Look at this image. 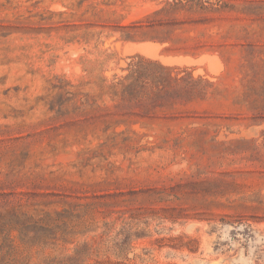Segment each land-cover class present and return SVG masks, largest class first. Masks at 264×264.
<instances>
[{
  "label": "rangeland",
  "instance_id": "1",
  "mask_svg": "<svg viewBox=\"0 0 264 264\" xmlns=\"http://www.w3.org/2000/svg\"><path fill=\"white\" fill-rule=\"evenodd\" d=\"M0 264H264V0H0Z\"/></svg>",
  "mask_w": 264,
  "mask_h": 264
},
{
  "label": "bare ground",
  "instance_id": "2",
  "mask_svg": "<svg viewBox=\"0 0 264 264\" xmlns=\"http://www.w3.org/2000/svg\"><path fill=\"white\" fill-rule=\"evenodd\" d=\"M142 43H145V42H142ZM129 44V43H128ZM139 44V43H138ZM145 44H147V43H145ZM129 45H131V43L129 44ZM134 45L136 46L137 44H133L132 43V46L134 47ZM148 45V44H147ZM147 45H145V47L147 46ZM132 46H129L130 47V49H129V47H127V46H125V50H126V47L129 49V50H131L132 49ZM138 46V45H137ZM139 46H140V44H139ZM141 46H143L144 47V45L142 44ZM150 46V45H149ZM143 47H142V49H143ZM148 47V46H147ZM150 48H151V46H150ZM146 49V48H145ZM145 49H143V50H145ZM150 50V49H149ZM153 50V49H152ZM140 51V50H139ZM142 51V50H141ZM151 51V50H150ZM147 53V52H146ZM149 55H151V54H149ZM169 58V57H168ZM172 59V58H171Z\"/></svg>",
  "mask_w": 264,
  "mask_h": 264
}]
</instances>
